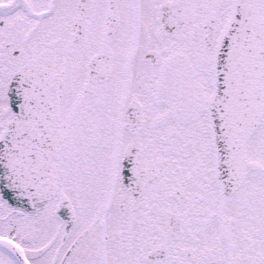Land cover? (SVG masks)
Wrapping results in <instances>:
<instances>
[{
  "label": "snow or ice",
  "instance_id": "snow-or-ice-1",
  "mask_svg": "<svg viewBox=\"0 0 264 264\" xmlns=\"http://www.w3.org/2000/svg\"><path fill=\"white\" fill-rule=\"evenodd\" d=\"M0 264H264V0H0Z\"/></svg>",
  "mask_w": 264,
  "mask_h": 264
}]
</instances>
